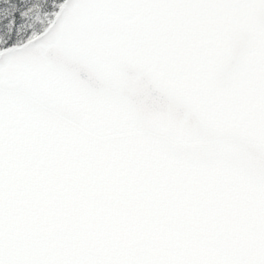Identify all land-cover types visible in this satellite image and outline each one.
I'll return each instance as SVG.
<instances>
[{"label": "snow or ice", "instance_id": "snow-or-ice-1", "mask_svg": "<svg viewBox=\"0 0 264 264\" xmlns=\"http://www.w3.org/2000/svg\"><path fill=\"white\" fill-rule=\"evenodd\" d=\"M0 264H264V0H0Z\"/></svg>", "mask_w": 264, "mask_h": 264}]
</instances>
